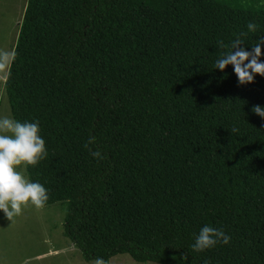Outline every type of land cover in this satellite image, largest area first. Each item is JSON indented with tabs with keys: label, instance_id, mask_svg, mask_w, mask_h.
I'll return each mask as SVG.
<instances>
[{
	"label": "trees",
	"instance_id": "obj_1",
	"mask_svg": "<svg viewBox=\"0 0 264 264\" xmlns=\"http://www.w3.org/2000/svg\"><path fill=\"white\" fill-rule=\"evenodd\" d=\"M242 31L250 50L264 0H27L5 94L11 116L40 123L48 154L27 177L48 189L43 206H64L87 261L264 264V119L251 111L264 76L240 85L213 63ZM203 224L230 242L192 251Z\"/></svg>",
	"mask_w": 264,
	"mask_h": 264
},
{
	"label": "clouds",
	"instance_id": "obj_2",
	"mask_svg": "<svg viewBox=\"0 0 264 264\" xmlns=\"http://www.w3.org/2000/svg\"><path fill=\"white\" fill-rule=\"evenodd\" d=\"M27 3V0H26ZM25 3V7H26ZM247 33H254L257 24L248 21L245 25ZM245 32L234 34V38L227 44L218 42L222 49L214 60V69L223 72L226 66L231 65L232 71L240 85L253 82L258 74L264 76V60H261L264 35L258 36L251 43L250 50L243 47ZM251 111L264 119V106L254 105ZM235 132L236 129H231ZM38 120L20 121L10 115H0V212L11 220L21 214L29 203L36 208L42 207L48 200V189L39 181L30 180L24 174L22 165L35 166L43 160L48 150L45 140L40 134ZM95 142V137L89 135L85 148ZM94 158L100 157L99 151H91ZM231 237L222 229L211 224H203L194 235L190 249L202 252L211 249L217 244H228ZM94 264H106L101 257H96Z\"/></svg>",
	"mask_w": 264,
	"mask_h": 264
},
{
	"label": "rangeland",
	"instance_id": "obj_3",
	"mask_svg": "<svg viewBox=\"0 0 264 264\" xmlns=\"http://www.w3.org/2000/svg\"><path fill=\"white\" fill-rule=\"evenodd\" d=\"M26 0H0V115H10L4 80L11 61ZM27 176L26 165H22ZM65 208L57 202L36 208L30 203L11 220L0 212V264H94L65 235ZM110 264H159L138 262L126 253Z\"/></svg>",
	"mask_w": 264,
	"mask_h": 264
}]
</instances>
